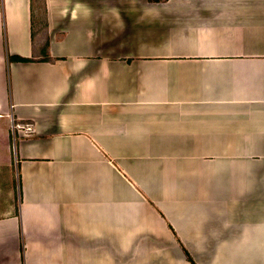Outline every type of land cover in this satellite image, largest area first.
I'll use <instances>...</instances> for the list:
<instances>
[{
    "label": "crops",
    "instance_id": "1",
    "mask_svg": "<svg viewBox=\"0 0 264 264\" xmlns=\"http://www.w3.org/2000/svg\"><path fill=\"white\" fill-rule=\"evenodd\" d=\"M44 9L0 0V264H264V0Z\"/></svg>",
    "mask_w": 264,
    "mask_h": 264
},
{
    "label": "rangeland",
    "instance_id": "2",
    "mask_svg": "<svg viewBox=\"0 0 264 264\" xmlns=\"http://www.w3.org/2000/svg\"><path fill=\"white\" fill-rule=\"evenodd\" d=\"M35 11H36V15H37V20L40 21V23L36 24L39 26V29H41L42 27V23H43V19H44V1L43 0H35ZM41 31V30H40ZM44 35V34H42ZM6 57L9 60L11 58V54L10 52L7 50L6 51Z\"/></svg>",
    "mask_w": 264,
    "mask_h": 264
},
{
    "label": "trees",
    "instance_id": "3",
    "mask_svg": "<svg viewBox=\"0 0 264 264\" xmlns=\"http://www.w3.org/2000/svg\"><path fill=\"white\" fill-rule=\"evenodd\" d=\"M44 1V0H43ZM32 9H33V16H34V9H35V0H32ZM45 10V9H44ZM46 61H50L51 58L48 57L47 55V58L45 57ZM11 60L12 61H18V62H31V61H34V59L32 58H26V57H21V56H16V57H11ZM187 257L189 259V261H191L193 264H196L194 262V260L191 258V256L189 255V253H187Z\"/></svg>",
    "mask_w": 264,
    "mask_h": 264
}]
</instances>
